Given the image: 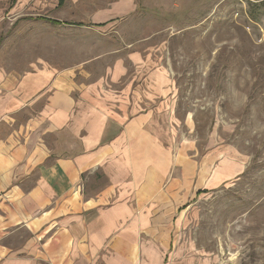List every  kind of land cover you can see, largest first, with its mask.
I'll use <instances>...</instances> for the list:
<instances>
[{
    "label": "crops",
    "instance_id": "obj_1",
    "mask_svg": "<svg viewBox=\"0 0 264 264\" xmlns=\"http://www.w3.org/2000/svg\"><path fill=\"white\" fill-rule=\"evenodd\" d=\"M1 32L0 264H213L180 220L221 173L210 178L193 148L177 147L170 114L148 108L156 96L145 77L127 78L110 50L70 67L18 63ZM105 56L106 66L86 67Z\"/></svg>",
    "mask_w": 264,
    "mask_h": 264
},
{
    "label": "rangeland",
    "instance_id": "obj_2",
    "mask_svg": "<svg viewBox=\"0 0 264 264\" xmlns=\"http://www.w3.org/2000/svg\"><path fill=\"white\" fill-rule=\"evenodd\" d=\"M61 1L0 3L2 45L36 66L86 64L110 50L127 78L145 77L156 96L148 108L170 114L177 147L193 148L188 157L222 177L184 207L183 236L213 264H264V0ZM43 17L83 26L52 27ZM108 32L110 40L97 39ZM118 46L124 51L112 54ZM160 82L171 95L158 93Z\"/></svg>",
    "mask_w": 264,
    "mask_h": 264
},
{
    "label": "trees",
    "instance_id": "obj_3",
    "mask_svg": "<svg viewBox=\"0 0 264 264\" xmlns=\"http://www.w3.org/2000/svg\"><path fill=\"white\" fill-rule=\"evenodd\" d=\"M60 2H62L61 0H60ZM49 22L50 23H52V24H60V22H58V21H56V20H49ZM68 24V23H67ZM100 26V25H99ZM98 27V26H97ZM201 192H198V194H200Z\"/></svg>",
    "mask_w": 264,
    "mask_h": 264
}]
</instances>
